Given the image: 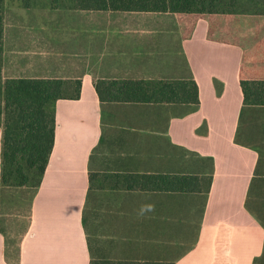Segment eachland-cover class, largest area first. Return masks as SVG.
<instances>
[{
  "label": "crops",
  "instance_id": "obj_1",
  "mask_svg": "<svg viewBox=\"0 0 264 264\" xmlns=\"http://www.w3.org/2000/svg\"><path fill=\"white\" fill-rule=\"evenodd\" d=\"M27 2L4 0L3 76L82 84L55 103L40 184L0 188V264H264V104L243 100L242 47L204 18L183 38L169 13ZM94 77H193L199 103L101 101ZM147 173L201 189H141Z\"/></svg>",
  "mask_w": 264,
  "mask_h": 264
},
{
  "label": "trees",
  "instance_id": "obj_2",
  "mask_svg": "<svg viewBox=\"0 0 264 264\" xmlns=\"http://www.w3.org/2000/svg\"><path fill=\"white\" fill-rule=\"evenodd\" d=\"M25 6L27 0H23ZM77 9L127 13H169L183 38L198 19L208 22L207 37L237 44L243 54L239 81L246 103L264 104V0H71ZM61 0H50L58 7ZM4 0H0V126L1 186L36 187L40 184L55 137V103L78 98L81 78L5 77L3 68ZM254 77H252L253 75ZM251 75V76H250ZM93 85L101 101L199 103L193 77L103 78ZM209 183V179H208ZM138 187L150 190L197 191V174L138 175ZM91 264H172L163 261L93 260Z\"/></svg>",
  "mask_w": 264,
  "mask_h": 264
},
{
  "label": "rangeland",
  "instance_id": "obj_3",
  "mask_svg": "<svg viewBox=\"0 0 264 264\" xmlns=\"http://www.w3.org/2000/svg\"><path fill=\"white\" fill-rule=\"evenodd\" d=\"M15 1V0H12V2ZM32 1V0H31ZM63 3L60 4V7H64V9H67V10H73V9H76L75 6L73 5V2H71V0H61ZM50 0H33V4H34V7L37 8V4L40 5V6H44L46 7L45 5L48 6ZM45 4V5H44ZM64 17H68L66 20H69V14L67 15H63ZM253 75V74H251ZM250 75V76H251ZM254 77V75L252 76Z\"/></svg>",
  "mask_w": 264,
  "mask_h": 264
}]
</instances>
